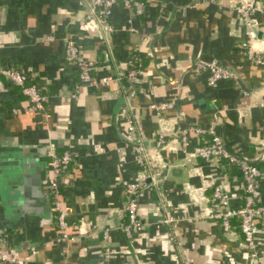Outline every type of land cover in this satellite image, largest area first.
Listing matches in <instances>:
<instances>
[{
  "label": "crops",
  "instance_id": "obj_1",
  "mask_svg": "<svg viewBox=\"0 0 264 264\" xmlns=\"http://www.w3.org/2000/svg\"><path fill=\"white\" fill-rule=\"evenodd\" d=\"M142 1L141 15L114 6L110 31L103 32L85 20L87 0H0V64L27 72L47 98L44 112L33 111L0 76V235L21 250L23 264H264L263 234L252 258L237 231L227 235L208 217L215 186L228 194L230 207L241 206L239 177L222 162L198 159L194 151L204 139L189 131L216 121L230 152L263 164L264 35L246 27L235 8H254L261 22L264 0ZM248 39L259 62L239 52ZM67 41L95 62V79L124 76L131 55L142 60L134 91L125 95L123 84L112 81L99 90L81 88L72 98L78 70L66 61ZM197 60L223 66L232 77L211 87L206 73L193 70ZM162 103L171 106L150 108ZM124 105L132 108L134 137L155 172L137 208L144 228L131 243L118 226L126 185L138 183L142 171L118 117ZM157 131L166 138L160 150ZM49 149L73 158L59 181L71 242L60 237L45 195ZM166 211L174 219L169 225L162 222Z\"/></svg>",
  "mask_w": 264,
  "mask_h": 264
},
{
  "label": "built area",
  "instance_id": "obj_2",
  "mask_svg": "<svg viewBox=\"0 0 264 264\" xmlns=\"http://www.w3.org/2000/svg\"><path fill=\"white\" fill-rule=\"evenodd\" d=\"M118 3L123 8L133 10L137 15H141L144 10V2L142 0H87V10L85 20L93 22L103 32L110 31L108 20L112 9ZM224 6V5H223ZM236 13L243 21L244 25L252 30H259L264 35V21L256 22L254 20L255 9L239 5L235 8ZM48 41L52 37L46 38ZM239 52L249 61L259 62L261 57L251 47V39L245 40L238 45ZM66 61L74 64L78 70V85L76 93L72 98H76L77 92L81 88H92L99 90L106 88L112 81L121 83L124 79L127 88L123 87V93L127 95L128 89L132 88V81L137 75V71L129 70L125 77L120 76L114 80L106 77L95 79L92 71L95 69V62L84 59L78 52L77 47L72 41L66 42L65 47ZM193 70L198 73H206L208 76V84L215 87L219 81H225L232 77L230 71L225 67L197 60L194 63ZM0 76L7 79L12 85L19 88L23 96H25L33 111L44 112L47 102L39 89L29 83V75L27 72L16 70L12 67L2 66L0 64ZM245 95L246 92H243ZM171 105L162 103L150 106L151 109L159 112ZM132 108L124 105L119 109L118 117L125 123L128 135L132 138V151L134 153L135 162L142 171L141 179L138 183H129L126 185V202L124 205V222L118 226V229L124 235L129 243L143 230L144 224L137 217V208L139 200L143 196V191L147 187L149 180H155V172L152 168L147 151L141 141L134 136L137 132L136 123L131 115ZM189 131H193L200 138L204 139V143L196 147L195 156L206 164H218L221 161L235 166L240 173L238 180V189L242 204L238 208H232L229 205V196L219 186L212 188L211 199L209 204L208 217L219 222L223 233L229 235L232 232L233 222H237L241 239L247 249L250 251L252 258L256 257V244L258 235H264V206L260 203L262 182L264 180V169H259L256 163H252L230 152L223 141V136L219 130V124L216 121L210 122L206 128L199 126L189 127ZM182 148L185 150L188 146V140L185 133L180 135ZM154 146L156 150L162 149L166 145V138L157 131L154 136ZM49 158L48 172L44 189L48 203L54 213H56L55 224L60 232V237L67 242L74 240L66 232L67 223L65 222V213L60 209L59 197L60 188L59 181L62 174L67 172L71 162L72 155L65 152L57 155L53 149L47 152ZM174 221L172 215L167 211L164 212L162 222L166 225ZM107 231L103 235L106 237ZM31 253H35V248L30 247ZM108 253L106 258H108ZM24 258L21 256V250L11 246L0 235V264H23ZM230 263L234 262L230 260Z\"/></svg>",
  "mask_w": 264,
  "mask_h": 264
},
{
  "label": "trees",
  "instance_id": "obj_3",
  "mask_svg": "<svg viewBox=\"0 0 264 264\" xmlns=\"http://www.w3.org/2000/svg\"><path fill=\"white\" fill-rule=\"evenodd\" d=\"M140 62H141V65H140ZM141 66H142V60L139 61L138 58H137L135 55H131V56H130V65H129V69H128V71H129V70H135V71H137L139 68H141ZM124 77H125V75L123 76V78H124ZM121 83L123 84L124 87L127 88V84H126V82H125L124 79L122 80ZM133 91H134V90L131 88V89H128V92H127V93L129 94V93H131V92H133ZM221 162L223 163V165H224V167H225V169H226V171H227L228 173H231V172L234 171L235 173L238 174V177L240 178L239 170H238L235 166H233V165L227 163L226 161H221ZM257 167H258L259 169H264V162H263L262 165H259V164H258ZM53 216H54V219H55V221H56V213L53 212ZM234 230L237 231L238 234L240 235V232H239L238 225H237V222H236V221L233 222L232 231H234Z\"/></svg>",
  "mask_w": 264,
  "mask_h": 264
}]
</instances>
